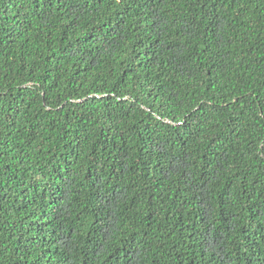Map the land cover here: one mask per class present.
Returning a JSON list of instances; mask_svg holds the SVG:
<instances>
[{"label": "trees", "instance_id": "1", "mask_svg": "<svg viewBox=\"0 0 264 264\" xmlns=\"http://www.w3.org/2000/svg\"><path fill=\"white\" fill-rule=\"evenodd\" d=\"M0 264H264V0H0Z\"/></svg>", "mask_w": 264, "mask_h": 264}]
</instances>
